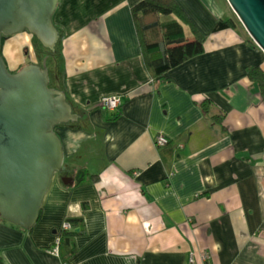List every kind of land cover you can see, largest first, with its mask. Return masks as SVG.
<instances>
[{"label":"crops","instance_id":"crops-1","mask_svg":"<svg viewBox=\"0 0 264 264\" xmlns=\"http://www.w3.org/2000/svg\"><path fill=\"white\" fill-rule=\"evenodd\" d=\"M139 1L60 0L54 21L66 37L53 82L88 123L57 126L64 169L33 229L0 220V264H65L50 247L70 216L85 232L68 264H264V99L247 73L264 69V51L237 23L154 78L132 15ZM177 1L204 33L237 18L228 0ZM6 60L13 71L23 62ZM107 94L124 96L117 120L104 117ZM206 98L226 112L225 131ZM159 134L181 141L162 152ZM86 169L100 180L77 183Z\"/></svg>","mask_w":264,"mask_h":264},{"label":"water","instance_id":"water-1","mask_svg":"<svg viewBox=\"0 0 264 264\" xmlns=\"http://www.w3.org/2000/svg\"><path fill=\"white\" fill-rule=\"evenodd\" d=\"M264 51V0H228ZM60 0H0V215L33 229L65 152L56 128L78 121L66 91L51 85L48 57L12 71L2 53L3 36L29 31L56 51L61 32L54 21ZM79 171L76 180L81 181Z\"/></svg>","mask_w":264,"mask_h":264},{"label":"trees","instance_id":"trees-1","mask_svg":"<svg viewBox=\"0 0 264 264\" xmlns=\"http://www.w3.org/2000/svg\"><path fill=\"white\" fill-rule=\"evenodd\" d=\"M132 15L145 65L154 78L161 77L171 69L202 54L206 48V40L211 33L226 28H236L238 23L234 17L224 16L216 20L211 32L204 33L177 0H141L132 5ZM10 37L3 36V46ZM65 37L66 35L61 32V38L55 51L58 55L59 63L61 62V44ZM250 42L255 43L253 39ZM247 71L250 80L258 86L264 99V69L260 65H252ZM200 105L207 114L221 124L222 129L225 131L226 128L223 125V121L226 117V112L222 111L211 98L204 99L200 102ZM122 115V108L115 112H109V110L104 109V117L107 120H117ZM87 123L88 121L84 119L65 124L80 128ZM180 141L181 139H170L160 149L162 152L166 149H174ZM86 180L98 182L100 175L91 174L86 169L84 178L77 183ZM0 220L5 219L0 215ZM66 221L71 224V227L68 229L63 228L60 231L59 256L65 264H68L70 258L78 251L76 237L79 234H83L85 228L82 217L70 216ZM54 246L50 248L53 249Z\"/></svg>","mask_w":264,"mask_h":264},{"label":"rangeland","instance_id":"rangeland-1","mask_svg":"<svg viewBox=\"0 0 264 264\" xmlns=\"http://www.w3.org/2000/svg\"><path fill=\"white\" fill-rule=\"evenodd\" d=\"M234 13H235V11H234ZM235 19H237V21H240L238 16ZM238 23L242 26V28L245 29V31H247V29L245 28V26L242 24L241 21ZM29 35L31 38L33 37L32 41H29L30 40L29 38L27 39L25 36H22L24 38L23 39L24 44L21 41L19 42L18 40H14V41H11V45H9L10 41L7 40V41H5V44H4L3 49H2L3 55H6L5 58L6 57H7V59L10 58L11 61L13 62V64L17 63L18 61H23L20 65V68H22L23 66L32 62L31 58L32 59L35 58V50L38 49V48L36 49V47L38 45H40L38 47H40L41 49L43 48L42 43L36 38L35 35H33L32 33H29ZM15 36H13L11 39H15L16 38ZM8 46H11L10 47L11 52L7 51ZM36 58L38 60L37 55H36ZM40 60H41V58H40ZM7 63L10 67V64L8 61H7ZM59 71H60V69H59Z\"/></svg>","mask_w":264,"mask_h":264},{"label":"built area","instance_id":"built-area-1","mask_svg":"<svg viewBox=\"0 0 264 264\" xmlns=\"http://www.w3.org/2000/svg\"><path fill=\"white\" fill-rule=\"evenodd\" d=\"M123 104H124V96L121 94H107V95H104L101 100L102 107H104L105 109L109 111H117L123 106ZM169 140L170 138L166 136L165 134H159L156 137V145L158 147H162L165 144H167ZM70 227H71V224L66 221L64 223V228L68 229ZM60 242H61V238L59 236L57 238L54 248L52 249V252L58 255L60 253Z\"/></svg>","mask_w":264,"mask_h":264},{"label":"flooded vegetation","instance_id":"flooded-vegetation-1","mask_svg":"<svg viewBox=\"0 0 264 264\" xmlns=\"http://www.w3.org/2000/svg\"><path fill=\"white\" fill-rule=\"evenodd\" d=\"M38 39V38H37ZM43 45V44H42ZM40 46V45H38ZM36 47L37 50H35V55L38 56V60L36 58V60H33L31 58V61L32 62H36V63H40L42 64L43 63V60L48 57V65L50 67V71H51V76H52V81H51V85L52 86H56L58 87L59 85L57 83H54L53 82V77L54 76H57L58 74V67H59V59H58V55L56 54L55 51H52L48 48H46L44 45H43V48L41 49L40 47ZM41 58V60H40ZM9 66V65H8ZM10 68V67H9ZM11 69V68H10ZM12 70V69H11ZM13 71V70H12ZM16 71V70H15ZM75 109V108H74ZM77 110V109H75ZM75 122V121H74Z\"/></svg>","mask_w":264,"mask_h":264},{"label":"bare ground","instance_id":"bare-ground-1","mask_svg":"<svg viewBox=\"0 0 264 264\" xmlns=\"http://www.w3.org/2000/svg\"><path fill=\"white\" fill-rule=\"evenodd\" d=\"M25 31H27V30H25ZM22 32H24V31H22ZM28 32H29V31H28ZM15 35H16V34H15ZM10 36H11V37H10V38H8L7 40L11 39V38H12L14 35H10ZM7 40H6V41H7ZM75 109H76V108H75ZM75 109H74V112H78V111H77V110H75Z\"/></svg>","mask_w":264,"mask_h":264}]
</instances>
